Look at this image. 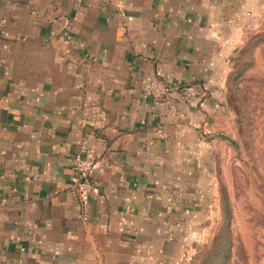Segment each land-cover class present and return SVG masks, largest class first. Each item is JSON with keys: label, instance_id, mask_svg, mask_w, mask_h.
Masks as SVG:
<instances>
[{"label": "crops", "instance_id": "obj_1", "mask_svg": "<svg viewBox=\"0 0 264 264\" xmlns=\"http://www.w3.org/2000/svg\"><path fill=\"white\" fill-rule=\"evenodd\" d=\"M263 9L0 0V264H166L197 204L231 53ZM77 155L94 161L84 202Z\"/></svg>", "mask_w": 264, "mask_h": 264}, {"label": "rangeland", "instance_id": "obj_2", "mask_svg": "<svg viewBox=\"0 0 264 264\" xmlns=\"http://www.w3.org/2000/svg\"><path fill=\"white\" fill-rule=\"evenodd\" d=\"M251 21L231 53L217 129L203 135L197 204L173 235L166 264H197L207 254L224 223L222 194L226 264H264V9Z\"/></svg>", "mask_w": 264, "mask_h": 264}, {"label": "built area", "instance_id": "obj_3", "mask_svg": "<svg viewBox=\"0 0 264 264\" xmlns=\"http://www.w3.org/2000/svg\"><path fill=\"white\" fill-rule=\"evenodd\" d=\"M167 92V86L157 78H150L147 82V93L153 99H159ZM94 161L90 156H75L73 169L75 176L72 183V191L79 202H84L88 192L93 189L91 173Z\"/></svg>", "mask_w": 264, "mask_h": 264}, {"label": "trees", "instance_id": "obj_4", "mask_svg": "<svg viewBox=\"0 0 264 264\" xmlns=\"http://www.w3.org/2000/svg\"><path fill=\"white\" fill-rule=\"evenodd\" d=\"M222 194V193H221ZM222 196L223 216L224 223L220 231L213 237L210 247L207 249V254L200 256L197 264H226L227 263V248H228V237H227V205L225 198ZM199 257V255H198Z\"/></svg>", "mask_w": 264, "mask_h": 264}]
</instances>
